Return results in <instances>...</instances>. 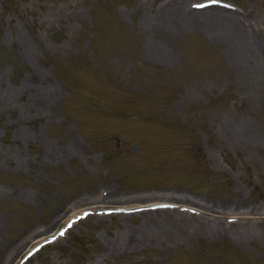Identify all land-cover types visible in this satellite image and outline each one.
<instances>
[{
  "label": "rangeland",
  "instance_id": "374dc122",
  "mask_svg": "<svg viewBox=\"0 0 264 264\" xmlns=\"http://www.w3.org/2000/svg\"><path fill=\"white\" fill-rule=\"evenodd\" d=\"M169 1L0 0V264H264V0Z\"/></svg>",
  "mask_w": 264,
  "mask_h": 264
},
{
  "label": "bare ground",
  "instance_id": "6f19581e",
  "mask_svg": "<svg viewBox=\"0 0 264 264\" xmlns=\"http://www.w3.org/2000/svg\"><path fill=\"white\" fill-rule=\"evenodd\" d=\"M174 12L177 13V11L179 13H181L182 15L184 14H201L204 19L206 20V22H208L210 24V27L214 30H217L220 33H224L227 34V36L233 40L234 42V47L236 52H238L239 55L243 56V59H245L247 62H250L252 64V59L251 56L253 55V40L250 36L246 35L244 32V28L242 27V25H240L239 23V18L237 17V14L234 13L232 10L223 8V7H218V6H204L202 9H195V8H191L188 7L187 4H184L183 1L181 0H172L169 1L168 4L164 5L162 8L159 9V12L161 14H165L166 12ZM240 15V14H239ZM243 24V23H242ZM244 29V30H243ZM256 45V44H255ZM254 65V64H253ZM238 126V125H237ZM239 127V126H238ZM241 127V126H240ZM241 130V129H240ZM240 130L235 131L236 133L240 132ZM234 132V133H235ZM248 132H251L253 134L254 131L251 130V127H247L245 129H243V134H250ZM237 133V134H238ZM241 133V132H240ZM239 133V134H240ZM251 134V135H252ZM256 135V134H255ZM108 195L102 196L106 199L104 200H111L114 198V189H111L110 191H108ZM99 195H97L98 197ZM118 196V195H117ZM135 195H131V199H139V198H144L147 195H141L138 196L136 195V197H134ZM117 197L118 199L121 198ZM100 198V197H98ZM128 195L127 197L124 198V200H128ZM130 198V197H129ZM121 200V199H120ZM130 201V200H129ZM123 202V201H122ZM125 202V201H124ZM213 205V204H212ZM215 209V208H214ZM217 210V209H216ZM167 212V211H166ZM171 212V211H170ZM253 212V211H252ZM256 212V211H255ZM174 214V213H173ZM177 214V213H176ZM256 214V213H255ZM170 215V214H169ZM188 215V214H187ZM181 216V215H180ZM186 217V216H185ZM55 219V218H54ZM60 221V218L59 220ZM58 221H55V224L58 223ZM54 224V225H55ZM210 225V224H207ZM144 229V228H143ZM141 230V229H140ZM145 230V229H144ZM150 231V230H149ZM148 231V232H149ZM211 231V230H210ZM131 234V233H130ZM148 234V233H147ZM146 234V235H147ZM239 234V233H238ZM144 236V235H143ZM139 237V236H138ZM243 237V236H242ZM145 238V236H144ZM149 240V239H148ZM116 246V243L115 245ZM118 246V244H117Z\"/></svg>",
  "mask_w": 264,
  "mask_h": 264
}]
</instances>
